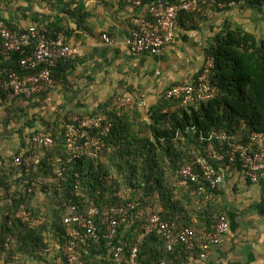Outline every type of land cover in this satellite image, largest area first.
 Returning <instances> with one entry per match:
<instances>
[{
  "label": "crops",
  "instance_id": "crops-1",
  "mask_svg": "<svg viewBox=\"0 0 264 264\" xmlns=\"http://www.w3.org/2000/svg\"><path fill=\"white\" fill-rule=\"evenodd\" d=\"M137 13L124 0H0V20L10 27L17 31L30 26L62 30L68 45L76 52L68 63L55 70L46 92L30 99L0 95V204L12 202L22 192L25 178L9 165L19 149L28 145L29 136L58 129L65 117L92 114L117 96H144L145 108L152 110L168 88L193 82L203 66L206 49L228 26L248 32L258 40L264 39V3L242 0L233 8L207 11L202 6L180 17L173 42L158 55L134 54L122 41ZM102 34L113 44H105ZM1 57L0 72L7 64ZM219 173L223 182L208 199L216 215L202 212L201 216L197 208L190 207L184 214L170 213V216L178 227L199 230V219L215 223L220 213L228 222L222 241L211 246L205 258L199 257L202 253L199 250L190 253L178 245L164 254L167 263L264 264V172L255 184L244 176L241 168L224 166ZM39 180L44 184L36 191L32 204L48 203L41 189L48 191L49 180ZM134 237L126 231V240L132 242ZM144 239L140 236L136 241L141 246ZM86 249L93 263H109L108 254L104 255L99 246H89L84 252ZM144 249L141 247L137 264H155L157 246L147 243ZM0 264L67 262L64 249L56 240L36 257L0 252Z\"/></svg>",
  "mask_w": 264,
  "mask_h": 264
},
{
  "label": "trees",
  "instance_id": "trees-1",
  "mask_svg": "<svg viewBox=\"0 0 264 264\" xmlns=\"http://www.w3.org/2000/svg\"><path fill=\"white\" fill-rule=\"evenodd\" d=\"M150 1L144 2L145 8ZM181 1L167 0L168 3ZM244 1L257 5L264 3V0ZM189 14L180 13L178 19ZM58 31L63 32L49 30L50 33ZM0 56L7 63L0 72V80L10 73L23 74L18 53ZM207 56L212 57L214 65L210 74L214 94L209 100L184 104L177 98L166 99L168 89L152 110L145 106H116L109 100L92 114L81 115L103 116L111 125L106 136L100 138V149L94 157L85 155L72 159L69 164H62L67 170L61 177L53 175L51 163L57 158L65 162L70 157L64 141L65 126L70 117H65V122L58 129L45 131L53 138L54 145L42 151L43 160L37 170L26 174L9 165L19 170L25 179H22L24 185L17 198L0 204V252L36 257L56 240L64 249L67 227L63 219L71 206H77L82 212L96 206L103 215L111 207L131 204L133 209L127 223L119 227L115 243L123 246L126 255L136 246L137 262L142 254L141 247L143 251L144 245L151 243L157 246L156 262L166 261L164 254L168 252L162 236L144 234L151 214L158 213L170 222L175 221L170 213L184 214L190 207L197 208L201 216L203 213L216 215L210 208L211 202H204V196L195 193L197 186L184 189L178 185L176 171L192 161L195 151L209 144L207 139L210 136L225 135L230 142L246 143L252 133H264V39L258 40L248 32L228 26L206 49ZM56 69L51 72L52 78ZM201 137L202 142L199 140ZM210 144L224 155L222 162L214 163L216 171L224 166L240 168L237 159L229 161L227 141L219 143L213 137ZM39 178L49 180L48 191L41 189L42 194L49 196V202L32 204L36 191L28 194L27 183ZM21 204L27 207L26 220L15 217ZM199 221V230L203 227L210 229L214 225L206 218ZM127 230L135 236L132 242L126 240ZM105 232V227L100 226L98 240L90 241L89 246H99L104 255L108 254L109 263L115 264L105 246ZM140 236L145 237L141 246L136 241ZM9 237L12 242L6 249ZM86 252L87 249L84 261L93 263L91 255Z\"/></svg>",
  "mask_w": 264,
  "mask_h": 264
},
{
  "label": "built area",
  "instance_id": "built-area-1",
  "mask_svg": "<svg viewBox=\"0 0 264 264\" xmlns=\"http://www.w3.org/2000/svg\"><path fill=\"white\" fill-rule=\"evenodd\" d=\"M124 1L139 13L132 18L130 31L122 42L134 54L151 56L158 55L164 47L173 42L180 13H193L202 6L207 11H222L237 5V0H182L179 3L151 0L145 8L146 0ZM101 38L105 44H113L106 34H102ZM6 53L19 54V66L23 74L10 73L1 79L0 93L8 98L30 99L51 87L52 70L60 64L69 62L76 52L67 44L63 32L50 33L46 28L38 26L17 31L0 20V54ZM213 66L212 57H205L200 73L193 82L168 88L165 98H177L184 104L209 100L214 94V88L210 84ZM113 105L143 108L145 100L144 96H117L113 100ZM110 126L103 116H71L64 132L65 147L70 157L65 162L57 158L51 163L53 175L61 177L67 170L62 164H69L72 159L85 155L94 157L100 149V138L106 136ZM213 137L219 143L228 142L229 161L237 159L244 176L251 183H257L260 174L264 172V133H252L246 143L230 142L225 135L210 136L207 139L209 144L195 151L192 161L176 171L178 185L184 189L197 186L195 193L203 195L205 201L212 192L219 190L223 182V177L216 171L214 163L222 162L224 155L210 144ZM199 140L202 142L203 138ZM27 144L26 147L19 149L10 165L29 174L41 165L42 151L52 147L54 140L49 134L42 132L31 136ZM27 184L26 192L31 194L44 183L37 179ZM77 185L76 183V189ZM132 209L131 204L111 207L101 215L96 206H91L83 212L77 206H71L68 215L63 219L67 227L64 245L67 264H87L84 261V248L89 247L90 241L98 240L100 226L105 227V246L110 250L113 262L137 264L136 247H132L126 255L123 246L115 243L118 229L127 223ZM15 217L27 219V207L24 204L19 206ZM227 230L228 222L222 214L217 217L212 228L203 227L201 230H195L191 227H178L174 222L164 220L158 213H153L144 227V234L156 233L162 236L167 252H171L175 245H180L190 253L199 250L202 252L199 257L205 258L209 248L219 244ZM10 242L11 237L7 239L6 249ZM155 264L169 263L160 260Z\"/></svg>",
  "mask_w": 264,
  "mask_h": 264
},
{
  "label": "rangeland",
  "instance_id": "rangeland-1",
  "mask_svg": "<svg viewBox=\"0 0 264 264\" xmlns=\"http://www.w3.org/2000/svg\"><path fill=\"white\" fill-rule=\"evenodd\" d=\"M110 183H111V181L108 180V184H110ZM48 198H49V196H47V201L49 202ZM147 209L149 210V209H153V208H147Z\"/></svg>",
  "mask_w": 264,
  "mask_h": 264
}]
</instances>
